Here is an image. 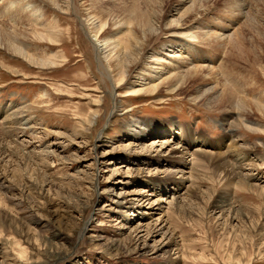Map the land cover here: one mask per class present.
<instances>
[{
	"label": "rangeland",
	"instance_id": "rangeland-1",
	"mask_svg": "<svg viewBox=\"0 0 264 264\" xmlns=\"http://www.w3.org/2000/svg\"><path fill=\"white\" fill-rule=\"evenodd\" d=\"M132 1L106 3L113 7L114 22L100 6L94 8L93 0H77V5L83 18L107 20L102 37L121 26L119 42L126 49L130 23L117 5ZM258 1L247 0V5L264 6ZM169 4L165 13L175 0ZM60 6L47 3L46 11L62 34L61 44L47 51L60 56L53 69L29 64L0 46V148L8 151L0 152V264H264V128L258 127L264 126V115L250 114L253 122L235 130L224 123L222 110L192 102L195 87H204L201 81L174 93L165 85L154 93H128L136 73L128 75V84L114 98L113 84L101 73L80 23ZM252 17L264 30V15L263 21ZM253 31L246 22V45L257 53L264 48V35ZM39 41L41 47L52 45ZM155 43L152 38L147 49ZM245 60L251 62L246 55ZM253 69L264 84L258 62ZM116 99L120 108L114 112ZM135 121H179L193 132L181 145L206 149L210 158L206 153L198 162L202 166L186 167L185 177L192 179L180 187L172 182L179 174L167 180L159 173L172 167L139 155V144L167 140L164 130L138 143L134 136L146 128L132 127ZM129 126L131 135L125 137ZM217 152L232 155L226 157L232 163H220L224 153ZM238 157L245 159L243 168L234 162ZM164 182L172 189H153ZM132 212L136 216H129ZM155 224L171 233V248L137 247L134 229ZM161 239L160 234L148 237V245Z\"/></svg>",
	"mask_w": 264,
	"mask_h": 264
},
{
	"label": "bare ground",
	"instance_id": "bare-ground-1",
	"mask_svg": "<svg viewBox=\"0 0 264 264\" xmlns=\"http://www.w3.org/2000/svg\"><path fill=\"white\" fill-rule=\"evenodd\" d=\"M93 1L95 2L94 8L100 6L105 15L114 22L113 7H108L106 3H117L124 0ZM136 1L133 0L128 5H117L124 18H128L130 23L128 36L131 47L125 49L119 42L120 35L123 33L121 26L108 37L100 36L99 33L108 25L107 20H103L104 18L101 17L96 23L92 19L83 18L77 0H0V46L15 57L27 60L29 64L44 69L48 67H51L50 70L53 69L59 64L56 59L60 56L52 54L51 57L47 51L52 46L61 44L62 34L59 30L60 23L57 20L50 21L46 14L47 3L58 6V8L63 5L66 13H72L77 18L82 31L85 32L92 44L101 73L113 84L112 95L114 98L117 96L118 88L123 87L126 82L128 84L126 81L128 75L136 73L130 80V84L133 86L127 91L128 93H154L161 85H165L168 92L174 93L187 87L188 84H198L201 81L204 87H195V91L191 95L192 102L196 103L201 100L211 110H222L225 114L224 123L232 126L235 130L239 129L243 123L253 122L250 119V114L258 112L264 115L263 78H259L258 73H255L253 69V65L258 62V65L264 70V48H261L257 53L254 50L250 53L249 50L252 49L246 45L248 39L244 34V26L247 22L254 33L264 35L261 24H257L256 19L252 17L254 14L260 15L263 21V5L255 7L253 4H248L250 8L248 11L246 9L248 7L247 0H227L222 4V7L218 5L221 0H175L174 6L169 7L165 13L166 6L168 7V3L171 4L172 0ZM258 2L264 4V0ZM244 17L247 18V21L241 25ZM91 21L92 24H90ZM140 32L144 39L140 37ZM152 38L156 39V43L151 49H147V43ZM39 40L52 45L41 47ZM35 47L45 48V52L42 53ZM38 54H42L45 59L39 58ZM245 55L250 57L251 62H246ZM114 64L118 66L116 71ZM245 66L251 67L249 69L252 74L249 77L246 76L247 74L244 75ZM116 77L118 78L116 79ZM209 85L210 87H208ZM119 108L116 99L114 112ZM178 122L162 125L135 121L132 127L137 124L146 130L145 134L137 132V136L132 135V139L134 136V141L140 143L145 137H159V133L164 130L163 136L167 140H158L143 146L139 144V149H141L139 155L155 157L156 164H168L172 168L164 172L159 171V173L167 174V180L172 173L179 174V179L175 178L172 182L184 187L185 182L189 183L192 179L189 176L185 177L189 170L186 167L193 166L195 163L197 166L201 165L202 163L198 162L205 157L206 153L210 158L212 152L197 147L192 150L183 147L182 141H186V137L189 140L192 139L193 136L190 137L189 134L193 132L191 128H185ZM132 127L127 128L125 137L131 135ZM258 127L264 128L262 125ZM235 138H231L235 143L234 150L236 149ZM189 143L192 144V142ZM200 146H202L201 143ZM0 149L2 153L8 152L5 145H2ZM217 153L219 155L224 153V157L219 160L220 163L223 162L222 164L225 165L232 163V157L231 160L226 159L227 156L232 155L226 152ZM242 160L245 161L244 157H238L234 162L243 168ZM95 177L97 178V175ZM166 184L164 182V185L161 183L158 184V187L152 188H158L165 193L168 189H172ZM229 184L235 183L230 181ZM234 186L236 187V185ZM125 196L123 195V197ZM135 199L141 202L139 198ZM137 207L142 206L137 203ZM129 216H136V214L132 212L129 213ZM159 226L161 224H155L146 230L143 226L135 228L137 247H141L142 250L151 248L152 252H162L171 248V233L168 229ZM155 234L162 236L161 243L150 247L147 239L148 237L152 238Z\"/></svg>",
	"mask_w": 264,
	"mask_h": 264
}]
</instances>
